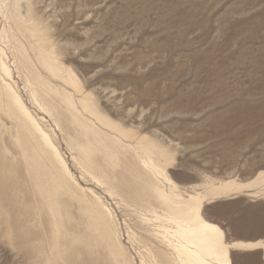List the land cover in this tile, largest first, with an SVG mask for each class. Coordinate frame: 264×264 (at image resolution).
<instances>
[{
	"label": "rangeland",
	"instance_id": "374dc122",
	"mask_svg": "<svg viewBox=\"0 0 264 264\" xmlns=\"http://www.w3.org/2000/svg\"><path fill=\"white\" fill-rule=\"evenodd\" d=\"M17 6L79 91L39 64L32 39L11 20ZM0 57L9 69L0 82L58 154L46 151L49 167L37 165V137L0 109V264H176L154 219L163 209L152 190L169 191L171 182L182 194L237 184L201 211L227 243L264 242V195L254 178L264 172V0H1ZM210 67L222 80L207 78ZM30 70L77 103L89 99L129 137L79 106V120L92 128L83 130L58 93L33 99ZM138 137L169 180L138 160ZM75 142L95 148L88 162ZM99 212L104 229L95 224ZM248 226L253 234L241 236ZM229 258L264 264L263 246L231 247Z\"/></svg>",
	"mask_w": 264,
	"mask_h": 264
},
{
	"label": "bare ground",
	"instance_id": "6f19581e",
	"mask_svg": "<svg viewBox=\"0 0 264 264\" xmlns=\"http://www.w3.org/2000/svg\"><path fill=\"white\" fill-rule=\"evenodd\" d=\"M19 7L20 6H17L15 9V13L11 15V20L16 25L18 32L23 37L29 35V37L32 39V45H34L35 48V50L32 48V51L35 54V57L39 64L51 77L63 79L65 83L71 85L73 88L79 91L78 82L71 71L65 68L61 63H57L55 61L51 50L47 49L42 43L43 38L41 39V34H39L40 31L38 32L37 27L34 26L32 28V26L30 25L31 23L29 21L33 20L32 15H21ZM21 53L23 66L25 68H30L29 58L27 55L29 53L26 54V51H21ZM214 68L210 67L211 70L207 69V78L212 77L213 79L215 78L218 80H222V78H219L221 75V70ZM0 72L2 73V75H9V69L5 62L1 59V57ZM50 85L51 84L46 83V81L44 82V79L41 78L40 74L30 70L29 87L31 97L33 99L37 100L39 94L42 93V96L40 95V97L42 102L45 103V98L51 95L52 92L58 93L61 96L60 100H62L63 102L62 104H60H64L63 106H65L66 111L71 114L74 121L79 124L83 130H86L87 128L92 130V128L89 124L79 120L77 111L79 110V106L81 107V109L94 116L96 120H98L103 126L108 127L111 130H117L121 138L129 137V132L127 133L121 129H118L116 124L111 121L109 117L100 114L97 109H95L93 103L89 99L81 97L77 103L75 98H73L74 95L72 96L68 91L64 90V88L62 91H59L60 89H53ZM2 98L5 99L4 102ZM0 102V109L5 108L10 117L17 119L20 125V130L23 134H26L28 137L31 136L38 138H36L35 144L29 139L32 142H30L32 150L38 156L35 163L37 165H40V163H42L45 166L49 167L48 162L45 161L43 153L49 151L54 157L58 158L56 149L51 145L48 137L45 134L41 133L40 129L36 127V125L32 122L30 115L19 96L12 91L8 83H5L3 81L0 82ZM46 105L49 111L53 110L54 107L52 103H47ZM131 137L135 138L136 136ZM99 139L101 140V138ZM113 141L114 144L120 142L118 138H113ZM137 143L140 145V147L138 146L139 150L135 148V150L133 151H135L136 155L139 158L137 159L140 160L143 166L147 168L153 176H163L165 179L169 180L165 171L160 166L158 160L156 159V157H154L155 155L153 154V152L143 146L140 137L137 138ZM74 145L78 148V152L81 154V157L88 162L95 148L91 145L81 147L76 142L74 143ZM109 154L111 158L115 157L114 154ZM38 158H40L41 160H39ZM59 162L64 168V163L61 160ZM48 169L51 172V168ZM254 178L256 180L255 182L262 187V192L264 195V172H259ZM252 182L254 181H249L247 187H250ZM233 184L234 183L230 181H220L216 186L212 183L206 185L203 190L193 188V190L189 191L187 194H182V192L178 190V187L174 182L170 183L169 191L167 190L168 192H165L162 189L153 186L154 189L152 190H154V193L163 209V213L160 215L155 214L154 219L162 223V238L173 250L174 262H176V264H231L229 258V248L231 247L250 250L256 249L260 245H262L264 251L263 241L257 240L255 242L237 240L229 243L225 242L223 240V232L220 227H218V225H216L215 223L210 222L201 211V206L205 200H207L208 198L215 199L220 194H227ZM55 185L56 188L58 187L61 189H65V184H62L58 180H55ZM234 186L237 187L238 185L234 184ZM252 217L249 216L248 219L250 218L249 220H252ZM104 222H106V213L103 214V212H99L95 217V224L97 228L104 229ZM249 222L253 223V221ZM248 229L249 231L246 233H241V236L252 235L253 227H249Z\"/></svg>",
	"mask_w": 264,
	"mask_h": 264
},
{
	"label": "crops",
	"instance_id": "0c3cea01",
	"mask_svg": "<svg viewBox=\"0 0 264 264\" xmlns=\"http://www.w3.org/2000/svg\"><path fill=\"white\" fill-rule=\"evenodd\" d=\"M256 242V241H255Z\"/></svg>",
	"mask_w": 264,
	"mask_h": 264
}]
</instances>
